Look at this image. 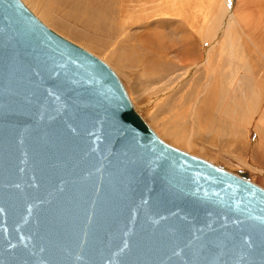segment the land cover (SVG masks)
Returning a JSON list of instances; mask_svg holds the SVG:
<instances>
[{
  "label": "water",
  "instance_id": "1",
  "mask_svg": "<svg viewBox=\"0 0 264 264\" xmlns=\"http://www.w3.org/2000/svg\"><path fill=\"white\" fill-rule=\"evenodd\" d=\"M0 264H264V189L163 142L106 63L0 0Z\"/></svg>",
  "mask_w": 264,
  "mask_h": 264
},
{
  "label": "rangeland",
  "instance_id": "2",
  "mask_svg": "<svg viewBox=\"0 0 264 264\" xmlns=\"http://www.w3.org/2000/svg\"><path fill=\"white\" fill-rule=\"evenodd\" d=\"M21 1L40 21H42L51 30H53L60 36L64 37L65 39L71 41L72 43L78 45L79 47L85 49L86 51L90 52L91 54L99 58L101 61L106 63L120 79L137 114H139V116L143 119V121L155 132V134L163 142L183 152L190 151L191 153L188 152V154L206 160L211 164L223 168L230 173L246 174V176L249 178L250 181H252L256 185L264 189V171H263L264 170V88H263L264 79H263V84H259L257 87L255 86L254 83H250V82L248 83L245 81V85H244L245 89H242V91L238 90L237 93L234 95V97L238 99L239 104H244L243 106H245L248 101V103L253 102L256 108L259 107V116H257V119H255V121H260L262 123L261 126H263V128H261L262 131L260 132L253 131L255 130V128H253V125L250 126V129H252V131L249 134L246 133V130H244L243 127L239 128L237 126L234 128L231 126L232 122L226 119L225 116H223L220 113V111L222 110V107L224 105L227 104L232 105L233 99L231 98L232 95L229 94V92L231 90H234V88L231 87L230 81H225L224 78H220L218 76L217 78H215L214 76L206 77V74L203 69H200L198 72L196 71L195 73L189 75L188 74L189 68L187 67H184L183 70L182 67H180V70L177 69V67H173V69L174 68L175 69L173 71L170 70L173 73H171L170 71L167 72L165 71V68H162L161 70L158 69L155 70V72H152L153 75L150 76L153 78H151L149 75L145 73L146 74L145 77L141 79L143 83L144 81L145 82L151 81L154 83L156 80L157 81L162 80V82L156 83L154 85V88L156 86H161V87L163 86L162 88L164 90L173 89L172 91L173 93H171L169 98H167L168 100L167 103H165L166 101L163 103L161 102L162 104L158 105L155 108L152 107V109H150L149 111L146 108H142V106L144 105L143 95L140 94L142 93V88H141L142 85L137 80L138 79L137 76L133 75L134 69L128 68V66L125 63L123 65V62L121 63L116 61L117 59L114 58L112 59V57L109 56L110 50L108 49V47L104 48L101 45L94 44L88 41L84 36L92 35L90 37H93L99 41L109 42V43L106 42L107 45H110L111 42H115L116 44L114 43V46L120 47V48L118 47L117 49H121L123 45L124 46L128 45V42H130L128 41L129 39H126L124 41L125 43L123 42L124 38L121 40L119 38L111 41L110 37L109 38L108 36L105 37V35L102 34L101 31H97L94 29V26L91 25L86 15L85 16L83 15L84 17H82L81 15H75L70 13L71 12L70 5L75 0H68L67 3L68 2L69 3L67 5L65 4V7L66 6L68 7L67 8L64 7L61 11H59L60 13L58 12L57 14H55L56 16L54 14L53 15L47 14L48 16H46L45 21L41 20V18L37 15V12H35L29 7V3L25 2L26 0L25 1L21 0ZM103 1L107 4L114 5L113 7L116 8V10H117V6L120 7L121 0H103ZM231 1H232V5L234 6V10L237 9L235 11L241 14L240 17L242 18V20H244L243 16H245L243 15V13H245L247 16L250 15L251 18L253 15H255V19L257 18L256 19L257 23L255 26H253L254 30H256L255 32L258 31L257 36L254 35L253 33L254 31H250L247 27L245 28L243 27L244 26L243 23L244 21H246L244 20V21H240L241 25H236V27H234L233 29L234 34H232L231 37L233 39L232 49H233L234 57L237 59L238 62L237 66L239 68V74L246 76L249 75V71H250L249 66H247L245 62L246 57H248V59L251 61L252 64H259L257 66L261 65V67L259 69L257 68L256 71H259L263 67L261 62L264 61V56H263L264 55L263 54L264 53V18L261 16L264 14V0H255V1L231 0ZM128 3H126L128 4L127 5L128 12L123 15L127 16V18H129L132 15L131 22L133 23V21L135 20L134 11H136L134 6L137 5L138 3L137 0H131V2ZM190 4L191 5L188 7V10H186L184 14V20L182 22L176 21L177 23H180L182 27L181 25H177V24L176 26L175 22L169 24L168 23L157 24L158 22L154 21L155 19L152 22L150 21L151 22L150 25L153 26L151 32H154L155 30L154 34L157 33L158 36L157 40L152 39L150 42L159 45L161 43L167 47H170L174 43H178L179 41H180L179 44L181 45L186 44L187 42L189 43L191 42V38L189 32L187 31L188 29L186 24H188V26H190L191 28L193 26V28H195L194 32L198 34H200V32L202 31L201 29L203 28V35H205L208 30L207 23H210L211 17L212 16L214 17V14L218 12V8L216 7L222 5L224 6V0H192ZM248 6L250 7L249 9H247ZM183 10L184 9L182 8V11ZM251 11H254L255 14L251 13ZM71 14L74 15V17L70 18ZM57 17L58 19L61 18L60 21L62 20L61 22H64L66 24V27L59 25L58 20L56 21L55 19ZM85 20H87V22ZM111 21L112 19L110 20V22ZM259 21L261 22V24H259L260 23ZM193 22H195V24ZM141 25L142 26L136 23L128 25L127 33L133 35L135 30H137L138 28L145 27V22H142ZM67 26L69 27L67 28ZM256 26L257 29H255ZM261 31L263 33H261ZM164 36L165 38H163ZM184 36L186 38H184ZM197 36L198 37H196L195 35L196 43L200 47L201 52H203L205 48V43L202 41L201 36L199 35ZM219 38H220L219 47L214 52V55L216 59L220 58L221 60L223 59V57H226L228 55V50L227 47L225 48L224 46L226 42L224 40L225 36L222 34V31L219 33ZM117 40L120 41L118 42ZM120 43H122V45ZM130 43L133 44L132 42ZM177 49H179V47H177ZM169 58H171L176 63L179 62V59H182V57L176 59L174 55H169ZM153 59L157 60L162 65L167 63V60L161 59L160 55L155 54L153 56ZM199 60L200 59H198V61ZM219 73H221L220 68H219ZM262 78H264V75L262 76ZM165 79L168 81H166ZM181 79H183L182 82L180 84H177V82ZM172 80L175 82H173ZM222 82H227L226 85L227 87H223ZM161 89L159 90V93ZM184 95H186L187 97ZM190 95L193 96L190 97L193 98V101L191 103L188 102L187 104H185L188 101V97ZM196 95L198 96L197 100H195V102L197 101L196 106H198L199 102L204 101L206 103V108L203 107L204 104H202V106L199 105L200 107L197 110L194 109L196 110V113L193 114L192 113L193 111H191V109L193 110L192 105L195 103L194 99ZM186 98L187 101L185 100ZM254 98L255 101H253ZM179 99L184 100L183 102L186 101L185 103H182L185 105L183 109L179 107L180 104ZM172 105L173 107H171ZM136 108L139 109L142 108V109L137 111ZM175 108L178 110L175 111ZM151 110H154V112H152ZM174 112L175 113L177 112L178 114L176 118H174V116H176ZM166 122H168L169 124H167ZM220 124H222V126ZM255 124L256 123H254V125ZM178 126L180 128L179 130L183 134L186 133V136H192L193 138L196 139L197 142H195L194 146L189 147L186 144L187 139L186 137H184L185 135L181 139L178 137L177 140H175L177 134H175V131L171 133V130H176ZM227 129L229 130L227 131ZM230 129L232 130L230 131ZM185 139L186 141H184Z\"/></svg>",
  "mask_w": 264,
  "mask_h": 264
},
{
  "label": "bare ground",
  "instance_id": "3",
  "mask_svg": "<svg viewBox=\"0 0 264 264\" xmlns=\"http://www.w3.org/2000/svg\"><path fill=\"white\" fill-rule=\"evenodd\" d=\"M67 1L68 0H26L25 2L29 3V7L32 10H34L35 12H37V15L41 18V20L45 21L46 16H48L47 14H52V15L57 14L59 11H61L65 7V4L67 5L69 3V2L67 3ZM191 1L192 0H137L138 4L134 6L136 11H134L135 20L133 21V23L131 22L132 21V19H131L132 15L129 18H127V16L123 15V14L128 12L127 5L129 4L128 2H131V0H121L120 7L117 6V10H116V8L113 7L114 5L107 4L103 0H75L71 5L70 4L69 5L71 6L70 7L71 12L70 13L75 14V15H81L82 17H84L86 15L89 22L91 23V25L94 26V29L97 31H101V33L104 34L105 37L106 36H108V38L110 37L111 41H113L114 39L120 38V40H121L124 38L123 42L126 39H129L128 41L133 43V44H131L130 42H128V45H125V46L123 45L124 47L122 46L121 49H117L119 46L115 47L114 46L115 42H111L110 45H107V43H109V42L106 41L107 42L106 43V42L99 41L93 37H90L92 35H90V36L85 35L84 36L88 41H90L94 44L101 45L104 48L108 47V49L110 50L109 56L112 57V59L113 58L117 59L116 61L121 62V63L123 62V65L125 63L128 66V68L134 69L133 75L137 76V78H138L137 80L142 85L141 86L142 93H140L141 95H143V100H144V105L142 106V108H146L150 111V109H152V107L155 108L165 101H166L165 103H167V101H168L167 98H169L170 94L173 93L172 92L173 89L164 90L162 88L163 86L162 87L156 86L154 88V85L156 83L162 82V80H159V81L156 80L157 82L155 81L154 83L151 81L150 82L144 81V83H143V81H141V79H143V77H145L146 74L149 76L153 75L152 72H155V70H158V69L161 70L162 68H165V71L168 72L170 70L173 71L175 69V68L173 69V67H177V69H179V70H180V67H182V70L184 67H187V68H189L188 74L191 75V74L195 73L196 71L198 72L200 69H203L205 74H206V77H209V76L213 77L214 76L215 78H217V76H218L220 78H224L225 81H230L231 87L234 88V90H231L229 92V94L232 95L231 98L233 99L232 105L231 104L224 105L222 107V110L220 111V113L223 116H225L226 119H228L232 122L231 126L234 128L237 126L239 128L243 127L244 130H246V133H248V134L252 131V129H250V126H252V125H253V128H255V130H253V131H255V132L262 131L261 130V128H263V126H261L262 123L260 121H255V119H257V116H259V107L256 108L255 104L253 102L248 103L247 100H246L247 101L246 105L243 106L244 104H239L238 99L236 97H234V95L237 93L238 90L242 91V89H245L244 88L245 87L244 86L245 81L248 83L249 82L254 83L256 87L259 84H263L264 78H262V76L264 75V70H263L264 69V61L261 62L263 67L259 71H256L257 68L259 69L261 67V65L257 66L259 64H252L251 61L248 59V57H246L245 62H246V65L249 66L250 71H249V75L243 76L242 74H239V68L237 66L238 62H237V59L234 57V53H233V49H232L233 39L231 37H232V34H234L233 29H234V27H236V25H241L240 21L246 20L243 23L244 24L243 27L244 28L247 27L250 31H254L253 32L254 35L257 36L258 31L255 32L256 30H254V27H253L257 23L256 22L257 18L255 19V15H253L251 18V16L249 14H248L249 16H247L245 13L241 12V13H243V15L246 16L245 17L242 15L244 17V20H242V18L240 17L241 14L238 13L237 11H235L237 9L234 10V6L232 5V1L231 0H224V6L223 5L217 6L216 8H218V12H216L214 14V17L213 16L211 17V22L207 23L208 30L206 29L207 33L205 35H203V28L201 29L202 31L200 32V34H198V33L194 32L195 28H193V26L191 28L190 26H188V24H186L187 29H188L187 31L189 32V35L191 38V42H189V43L187 42L186 44L181 45V44H179V42H180L179 41L178 43H174L170 47L164 46L161 43L159 45V44H154V43L150 42L152 39L157 40V38H158L157 33L154 34L155 30H154V32H151V29H153V26L150 25L151 22L155 19L154 21L158 22L157 24H161V23L162 24H167V23L169 24V23L175 22V25L176 24L181 25L180 23H177L176 21L182 22L184 20V14H185L186 10H188V7L191 5L190 4ZM126 3H128V4H126ZM67 7L68 6H66L65 8H67ZM115 7H116V5H115ZM182 8L184 9L183 11H182ZM249 8L250 7L248 6L247 9H249ZM219 10H220V13H219ZM251 13L255 14L254 11H251ZM72 14L70 15V18L74 17V15H72ZM256 14H258V13H256ZM261 17L264 18V14ZM55 19H56V21L58 20L59 25L66 27V24L64 22H61L62 20L60 21L61 18L58 19V17H57ZM111 19H112V21L110 22ZM76 20H77V18H76ZM143 20H146V21H143ZM85 21L87 22V20H85ZM142 22H145L144 28H138L137 30H135L133 35L127 33V31H128L127 26L128 25L136 23V24H139L140 26H142L141 25ZM193 23L195 24V22H193ZM259 24H261V22ZM68 27L69 26H67V28ZM156 27H158V26H156ZM181 27H182V25H181ZM255 29H257V26L255 27ZM221 31H222V34L225 36L224 40L226 43L224 44V46H225V48L227 47L228 55L226 57H223V59L220 60V58L216 59L214 52L219 47V41H220L219 40L220 39L219 33ZM261 33H263V32L261 31ZM160 34H161V32H160ZM184 34H186V33H184ZM195 35H196V37H198L197 35L201 36L202 41L205 43V48H204L203 52H201L200 47L196 43ZM163 38H165V36ZM184 38H186V37L184 36ZM120 40H117V41L119 42ZM120 44L122 45V43H120ZM155 47H156V49H155ZM177 47H179V49H177ZM200 52H201V54H200ZM155 54L160 55L161 59L167 60V63L162 65L157 60H154L153 56ZM169 55H174V57L176 59H179V57H182V59H179V62L176 63L171 58H169ZM198 59H200V60L198 61ZM219 68L221 70V73H219ZM175 71H177V70H175ZM171 73H173V72H171ZM184 76H187V75H184ZM151 78H153V77H151ZM182 80L183 79L179 80L177 82V84H180L182 82ZM166 81H168V80H166ZM163 82H164V80H163ZM173 82H175V81H173ZM173 82H172V85H173ZM222 83H223V87H227L226 86L227 82H222ZM149 85H151V86H149ZM168 85H171V84H168ZM248 88H250V87H248ZM160 89H161V91L159 93ZM184 96H186V95H184ZM191 96L192 95H190L188 97V101H187V98L185 99L187 101V102L185 101L186 103L183 102L184 100L179 99V103H180L179 107H181L183 109L185 105L182 103H185V104H187L188 102L191 103L193 101V98H190ZM197 98H198V96L196 95L194 102H195V100H197ZM256 98H257V95H256ZM258 100H260V99H258ZM176 101H178V100H176ZM253 101H255V98L253 99ZM203 102H199L198 106H196V103H197V101H196L192 105L193 110L191 109V111H193L192 112L193 114L196 113V110L200 106H202V104H204L203 107L206 108V103L205 102L203 103ZM180 105H183V106H180ZM161 106H163V105H161ZM171 107H173V105ZM141 109L136 108L137 111H139ZM182 109H181V111H182ZM194 109H196V110H194ZM176 110H178V109L175 108V111ZM151 111L154 112V110H151ZM181 111H180V114H181ZM157 113H158V111H157ZM175 115L176 116H174V118L177 117V115H178L177 112L175 113ZM166 123L169 124L168 122H166ZM254 123H256V124L254 125ZM220 125L222 126V124H220ZM179 129L180 128L178 126V128H176V130H171V133H173L175 131V134H177L175 137L176 138L175 140H177L178 137L181 139L185 135L184 137H186V139H187L186 144L189 147L194 146L195 142H197L196 139L193 138L192 136H186V133L183 134ZM228 130L229 129H227V131ZM231 130L232 129H230V131ZM161 138H162V136H161ZM186 139L184 141H186ZM188 152L191 153L190 151H188ZM236 175H238V174H236Z\"/></svg>",
  "mask_w": 264,
  "mask_h": 264
}]
</instances>
